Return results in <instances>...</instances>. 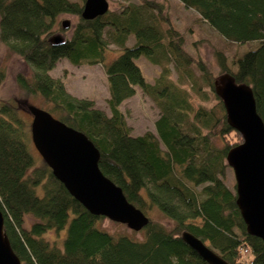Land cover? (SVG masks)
I'll list each match as a JSON object with an SVG mask.
<instances>
[{
  "label": "trees",
  "instance_id": "1",
  "mask_svg": "<svg viewBox=\"0 0 264 264\" xmlns=\"http://www.w3.org/2000/svg\"><path fill=\"white\" fill-rule=\"evenodd\" d=\"M85 1L0 0V45L31 65V75L17 74L26 95L42 98L39 107L94 141L102 171L150 221L140 237L135 230L104 229V216L78 201L37 151L23 109L2 99L0 209L22 263L210 264L183 239L188 230L230 264H264V241L247 231L236 185L225 181L231 167L227 153L243 135L230 125L215 92L219 76L231 74L252 88L264 120V0H179L197 14V23H207L225 41L224 47L213 46L217 73L186 49L185 33L160 1L130 2L92 19L82 15ZM63 14L76 17L67 37L56 33L71 27L69 20L59 22ZM111 44L119 53L108 60ZM234 44L249 48L229 58L226 51ZM143 56L160 67L153 82L137 62ZM64 58L75 65H103L110 113L92 99L74 97L51 74ZM5 79L0 69V84ZM139 87L154 99L159 116L155 131L136 135L121 105ZM155 210L174 226L155 219Z\"/></svg>",
  "mask_w": 264,
  "mask_h": 264
},
{
  "label": "water",
  "instance_id": "2",
  "mask_svg": "<svg viewBox=\"0 0 264 264\" xmlns=\"http://www.w3.org/2000/svg\"><path fill=\"white\" fill-rule=\"evenodd\" d=\"M109 9V0H86L82 15L92 19ZM56 40L60 41L61 36L57 35ZM215 92L224 101L230 125L244 139L227 153L236 179L237 204L247 231L264 241V120L252 88L236 83L231 74L219 76ZM27 108L32 115L33 144L67 190L91 213L124 223L132 230H142L149 217L102 171L101 153L94 141L42 107L29 104ZM4 221L0 209V264H23L12 247ZM182 237L210 264H230L194 233L185 230Z\"/></svg>",
  "mask_w": 264,
  "mask_h": 264
},
{
  "label": "rangeland",
  "instance_id": "3",
  "mask_svg": "<svg viewBox=\"0 0 264 264\" xmlns=\"http://www.w3.org/2000/svg\"><path fill=\"white\" fill-rule=\"evenodd\" d=\"M171 14L172 21L176 27L185 33L186 35V49L193 55L202 57L215 73L219 71L218 63L213 53V46L224 47L225 41L207 24L197 23V14L186 8L179 0H158ZM111 10H121L125 5L130 2H140V0H109ZM63 20L70 21V28L65 31L56 32L65 37L70 36L72 27L76 23V17L71 14H63L59 18V22ZM59 25L55 27V30H59ZM202 39V42L195 43L196 40ZM134 43V36H131L128 40V44ZM249 47L245 45H231L230 49L226 51V54L233 55L235 53L241 54ZM111 51L108 54V60L118 55L119 46L116 44L110 45ZM137 62L142 67V70L151 82L159 75L160 67L150 62L146 57H141ZM0 69L6 71V79L0 84V100H12L15 101L19 107L23 110L22 114H25L26 119L29 122V129L31 134V120L32 115L27 110L29 104H36L42 106L44 101L40 97H28L23 89L19 86L17 81V74L19 72L26 75H31L32 67L21 58L17 53L10 50L6 44L0 45ZM54 77L61 78L66 86L67 91L77 98H88L94 100L95 107L100 108L107 113H110L108 106V98L110 96L108 76L104 70V67L100 63L96 64H82L75 65L70 60L64 58L59 61L57 66L51 71ZM173 76H176L173 73ZM213 102L212 98L207 101L209 105ZM198 103V101L196 102ZM127 123L132 129L133 134L139 135L147 131H155V121L159 116V107L155 103L154 99L147 95L140 87L134 96L126 99L122 105ZM31 136V135H30ZM32 140V139H31ZM225 181L233 187L236 183L234 171L231 167L227 168ZM155 219L164 223L169 229L174 226L173 221L168 219L165 215L155 210ZM100 225L113 233L135 231L129 228L126 224L114 221L106 216L101 218ZM141 231H136L135 235L141 236ZM64 236V232L62 233ZM206 243L210 245V242L206 240Z\"/></svg>",
  "mask_w": 264,
  "mask_h": 264
}]
</instances>
